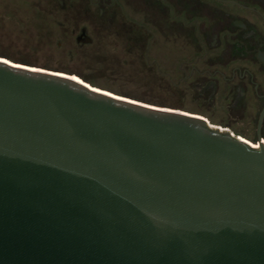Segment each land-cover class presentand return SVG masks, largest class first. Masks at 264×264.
Instances as JSON below:
<instances>
[{"label": "water", "instance_id": "1", "mask_svg": "<svg viewBox=\"0 0 264 264\" xmlns=\"http://www.w3.org/2000/svg\"><path fill=\"white\" fill-rule=\"evenodd\" d=\"M255 141L0 55V264H264Z\"/></svg>", "mask_w": 264, "mask_h": 264}, {"label": "flooded vegetation", "instance_id": "2", "mask_svg": "<svg viewBox=\"0 0 264 264\" xmlns=\"http://www.w3.org/2000/svg\"><path fill=\"white\" fill-rule=\"evenodd\" d=\"M57 2L85 19L77 39L93 41L92 29L97 37L110 31L147 59L171 55L169 63L196 92L202 111L222 112L229 131L240 123L238 135L264 136V0ZM154 64L163 71L164 60Z\"/></svg>", "mask_w": 264, "mask_h": 264}, {"label": "rangeland", "instance_id": "3", "mask_svg": "<svg viewBox=\"0 0 264 264\" xmlns=\"http://www.w3.org/2000/svg\"><path fill=\"white\" fill-rule=\"evenodd\" d=\"M76 10L60 7L57 0H0V55L81 76L150 103L197 112L211 123L226 127L227 117L222 112L210 116L202 111L196 92L187 81H181V75L169 63L171 55L154 54L147 59L139 53V47L128 50V40L110 31L105 37H97L92 29L93 41L78 43L85 19ZM153 51H157L155 46ZM183 56L189 57L181 54L180 58ZM158 59L165 62L163 71L156 69L154 62ZM241 126L235 123L230 131L238 135ZM241 136L259 146L255 136Z\"/></svg>", "mask_w": 264, "mask_h": 264}, {"label": "trees", "instance_id": "4", "mask_svg": "<svg viewBox=\"0 0 264 264\" xmlns=\"http://www.w3.org/2000/svg\"><path fill=\"white\" fill-rule=\"evenodd\" d=\"M78 43H80V42H78ZM80 44H82V43H80ZM87 44H89V43H87ZM87 79V78H86ZM88 80V79H87ZM90 81V80H89Z\"/></svg>", "mask_w": 264, "mask_h": 264}, {"label": "bare ground", "instance_id": "5", "mask_svg": "<svg viewBox=\"0 0 264 264\" xmlns=\"http://www.w3.org/2000/svg\"><path fill=\"white\" fill-rule=\"evenodd\" d=\"M259 143V142H258ZM257 147V146H256Z\"/></svg>", "mask_w": 264, "mask_h": 264}]
</instances>
